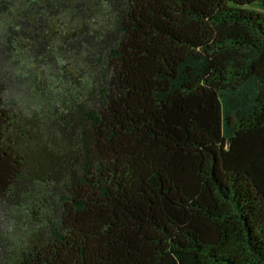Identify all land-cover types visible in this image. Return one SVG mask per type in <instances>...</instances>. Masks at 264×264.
<instances>
[{"label":"trees","instance_id":"16d2710c","mask_svg":"<svg viewBox=\"0 0 264 264\" xmlns=\"http://www.w3.org/2000/svg\"><path fill=\"white\" fill-rule=\"evenodd\" d=\"M0 264H264V0H0Z\"/></svg>","mask_w":264,"mask_h":264},{"label":"rangeland","instance_id":"374dc122","mask_svg":"<svg viewBox=\"0 0 264 264\" xmlns=\"http://www.w3.org/2000/svg\"><path fill=\"white\" fill-rule=\"evenodd\" d=\"M17 101H18V100H17ZM17 101H15V102L19 104V102H17Z\"/></svg>","mask_w":264,"mask_h":264}]
</instances>
